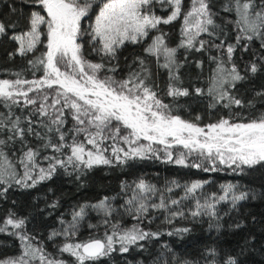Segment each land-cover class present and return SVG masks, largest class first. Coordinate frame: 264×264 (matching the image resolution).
Segmentation results:
<instances>
[{"label":"snow or ice","instance_id":"6c2138e0","mask_svg":"<svg viewBox=\"0 0 264 264\" xmlns=\"http://www.w3.org/2000/svg\"><path fill=\"white\" fill-rule=\"evenodd\" d=\"M39 11H32L28 20V30L15 34L12 40L18 42L16 54L26 57L38 51L43 45L44 51L28 60L34 70L33 79H25L16 73V79H0V104L7 113H0V185L34 187L49 180L58 168L79 171L101 165L123 164L131 159L160 158L166 162L191 166L205 172L218 171L217 165L227 166L233 172L243 171L245 167L257 165L264 167V113L254 119L221 118L215 123L200 126L196 122L174 115L173 109L157 95L154 87L146 83L147 76L141 72H130L127 78L117 80L114 76H101L102 72H114L105 63H94L85 57L83 38L88 37L90 51L109 61L116 57L118 50L126 43L143 44L144 51L159 60L161 57L165 69L176 65L177 47L166 43V33L160 31V25H170L180 21L181 41L178 47L205 50L206 41L200 39L203 34L215 35L216 13L209 7V0H189L185 8L184 0H32ZM157 6L166 9V16L156 14ZM222 10L232 15L230 23L235 33V44L210 43L209 48L218 52L224 50L227 61L237 46L245 50L259 41L264 49V0H225ZM94 13V20L93 14ZM86 20H93L87 28ZM8 31L5 23L0 22V36ZM156 31L159 34L150 35ZM43 38V39H42ZM216 63L208 88L210 97H214L215 107L223 101L224 107L231 104L241 106L242 101L233 97L225 85L235 87V82L243 77L235 64L225 66V59L210 57ZM264 59V58H262ZM143 61L140 64L143 65ZM143 70V69H142ZM42 75L35 77V72ZM249 71L256 73L255 63ZM178 80V76L171 77ZM196 93L203 90L197 88ZM32 94V95H30ZM168 96H187V89L169 85ZM31 106L27 115H16L14 108ZM37 117L36 120L33 117ZM197 121L200 117L196 118ZM71 120V126H68ZM46 121V122H45ZM39 124L44 134L36 131ZM123 130V134L122 133ZM36 136L42 143L33 148L26 143L27 136ZM82 137V139H81ZM55 142H54V139ZM19 140L22 149L15 160L10 158L5 148L9 143ZM177 147L179 151L173 155ZM52 150L57 155H41ZM107 153V154H106ZM197 156L208 162L188 164L186 157ZM47 162V167L42 166ZM30 182V183H29ZM208 181H194L181 186L175 181L173 187H183L184 195L180 199H167L160 193L158 203L152 202L157 195L155 186L143 179L126 188L131 195L122 206L125 214L132 216L137 223L132 227H121L119 222L111 223L110 217L117 211L108 197L95 204H87L74 210L72 220L62 231L52 232L49 239L63 236L65 243L59 247V253H68L75 258V264H94L102 257L117 251L127 253L131 247H143L139 242L160 233L146 231L141 224L148 218L150 210L169 211L168 221L184 218L180 210L182 201H194V209L189 210L192 218L217 215L216 206L222 202L236 203L248 198V193H235L236 186L229 183L221 185V192L208 196H198ZM169 187L166 192H172ZM2 191L6 192L7 187ZM203 200V202H201ZM175 207V210H171ZM92 210L103 214L102 224L105 231L102 236H90L78 240L79 223ZM150 223L151 221L148 220ZM26 218L17 217L9 212L0 224V232H6L9 226L18 236L21 251L13 257L0 258V264H67L66 261L52 257L42 243H36L26 231ZM62 224L65 222H61ZM96 228V225H88ZM111 228V232L108 228ZM189 229H177L187 232ZM173 233L169 232L168 235ZM215 250H209L206 264H217ZM187 264V262H185ZM221 264H237L235 257L221 258Z\"/></svg>","mask_w":264,"mask_h":264},{"label":"trees","instance_id":"16d2710c","mask_svg":"<svg viewBox=\"0 0 264 264\" xmlns=\"http://www.w3.org/2000/svg\"><path fill=\"white\" fill-rule=\"evenodd\" d=\"M189 0H184L185 8ZM225 0H209V7L216 13V24L214 36L203 34L200 39L206 41L205 50L185 49L178 47L182 39L180 33L181 22L176 21L170 25H160V31L166 33V43L170 47H177L176 65L165 69L161 65L165 62L161 57L146 53L143 44L126 43L121 47L114 59L101 58L96 52L90 51L88 37L83 38L86 59L99 63L103 62L108 68H115L114 72H102L101 76H114L117 80L127 78L130 72H141L146 75V83L151 84L157 95L164 103L173 109L174 115H180L183 119L204 126L215 123L221 118H248L254 119L264 113V49L260 42L252 43L247 50L237 46L231 58L227 61L222 49L218 52L215 48H209L210 43L225 46L229 43L235 44V33L230 20L232 15L222 10ZM101 0H95L93 8L100 4ZM39 6L34 5L32 0H0V21L5 23L8 31L0 36V79H16V73L22 78L33 79V69L28 60L33 59L44 51L43 45L38 51L26 57L16 54L18 42L11 37L25 30L28 25L30 13L39 11ZM156 14L167 15L166 9L157 6ZM93 20H94V13ZM93 20H86L83 27L87 28ZM159 34L153 31L150 35ZM219 56L225 59V66L231 67L235 64L239 70L242 80L235 82V87L225 85L231 95L242 101L241 106L231 104L224 107L223 101L211 107L214 97L208 94L211 86V77L214 74L216 63L210 57ZM143 61V65L140 61ZM255 63L258 67L256 73L249 71V66ZM143 69V70H142ZM42 75L40 71L35 72V77ZM178 76L175 80L171 77ZM181 89H187L189 95L171 97L167 95L169 85ZM203 90L196 93V89ZM32 95V94H30ZM28 108H14L15 114L21 117L28 114ZM8 109L0 104V113H7ZM197 117L200 119L197 121ZM34 120L37 117H33ZM46 122V121H45ZM69 120L68 126H71ZM36 131L44 134V129L34 125ZM123 134V130L122 133ZM54 139V138H53ZM82 139V137H81ZM55 142V139H54ZM26 143L33 147H39L42 141L36 136H27ZM22 145L19 140L9 143L5 151L10 158L15 160L21 154ZM179 151H186L180 147L173 149V155ZM107 154V153H106ZM41 155H57L52 150L42 152ZM189 165L201 163L208 167V162L197 156L186 157ZM42 166L47 167V162ZM218 171L205 172L202 169L191 166L177 165L166 162L163 153L160 158L131 159L126 163H114L112 165H101L92 169L72 171L58 168L51 179L36 184L34 187H22L14 182L11 187L0 185V224L6 219L9 212H14L17 217L26 218V231L35 237L36 243H42L43 247L52 257L62 259L67 264H75V258L68 253H59L58 249L65 243L63 236L49 239L52 232L62 231L72 220L74 210L87 204H95L104 197H108L112 206L117 209L110 217L111 223L119 222L121 227L130 228L137 221L124 213L122 206L131 195V188L141 179L155 186L157 195L152 202L158 203L160 193H164L167 199H180L184 195L183 187H173L175 181L181 186L190 185L194 181H208L197 195L208 196L211 193L219 194L221 185L233 184L236 186L235 193H248V198L236 203L226 201L216 206L217 215L210 217L201 215L192 218L189 210L194 209V201L191 199L182 201L180 210L185 212L184 218H175L170 223L167 219L169 211L150 210L148 218L140 225L144 230L160 233L158 237H150L146 241L139 242L143 247L133 246L127 253L112 252L107 257H102L94 264H206L209 259V250H215L219 255L215 257L217 264H221V258L235 257L237 264H264V167H245L244 170L233 172L227 166L217 165ZM30 183V182H29ZM7 187V191H2ZM172 187V192L166 189ZM203 202V200L201 201ZM171 210H175L173 207ZM103 214L89 210L85 218L79 223L78 240H84L90 236L100 237L104 233L105 226L102 224ZM148 220L151 222L149 223ZM65 223H61V222ZM96 225L89 228L88 225ZM187 228V232H176L177 229ZM14 229L10 226L6 232H0V258L13 257L20 253V240L13 235ZM111 232V228H108ZM173 233L168 235V233Z\"/></svg>","mask_w":264,"mask_h":264},{"label":"rangeland","instance_id":"374dc122","mask_svg":"<svg viewBox=\"0 0 264 264\" xmlns=\"http://www.w3.org/2000/svg\"><path fill=\"white\" fill-rule=\"evenodd\" d=\"M158 15V14H157ZM159 16H166V15H159ZM1 22V21H0ZM28 30V27L25 29V30H23V31H20V32H17V33H15V34H20L21 32H24V31H27ZM14 34V35H15ZM43 39V38H42ZM38 47H40V46H38Z\"/></svg>","mask_w":264,"mask_h":264}]
</instances>
